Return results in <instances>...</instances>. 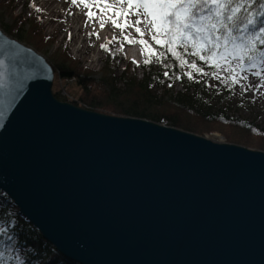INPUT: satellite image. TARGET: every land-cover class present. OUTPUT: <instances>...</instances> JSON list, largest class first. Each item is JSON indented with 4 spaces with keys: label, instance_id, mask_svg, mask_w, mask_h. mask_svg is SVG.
Here are the masks:
<instances>
[{
    "label": "water",
    "instance_id": "water-1",
    "mask_svg": "<svg viewBox=\"0 0 264 264\" xmlns=\"http://www.w3.org/2000/svg\"><path fill=\"white\" fill-rule=\"evenodd\" d=\"M0 191L78 264H264V152L59 101L0 30Z\"/></svg>",
    "mask_w": 264,
    "mask_h": 264
},
{
    "label": "trees",
    "instance_id": "trees-1",
    "mask_svg": "<svg viewBox=\"0 0 264 264\" xmlns=\"http://www.w3.org/2000/svg\"><path fill=\"white\" fill-rule=\"evenodd\" d=\"M27 10L29 16L20 17L15 9L0 4V30L38 54H48L46 60L54 72L53 93L59 101L108 116L145 119L204 138L219 133L225 144L264 152V128L239 117L229 108H215L207 103L208 82L189 80L184 73L202 74L179 67L180 62L170 53L164 57L167 63L175 65L169 76L163 75L166 69L160 63L144 65V55L140 65L126 61L124 48L116 51L118 47L103 50L107 57L104 66L94 72L75 60L67 45L58 46L54 38L45 36L41 32L40 14L30 6ZM148 40L158 51L163 50L155 41ZM138 45L143 50L144 46ZM185 59L190 58L185 56ZM122 63H125L123 68ZM204 71L215 69L204 65ZM173 73L181 78H174ZM57 81L66 82L74 90L64 95V90L57 91ZM178 82L182 83L180 91L168 90ZM156 89L163 94L155 93ZM0 226H7L9 235L14 237L12 241L0 237V241L14 245L25 264H78L67 260L48 243L1 191Z\"/></svg>",
    "mask_w": 264,
    "mask_h": 264
},
{
    "label": "snow or ice",
    "instance_id": "snow-or-ice-1",
    "mask_svg": "<svg viewBox=\"0 0 264 264\" xmlns=\"http://www.w3.org/2000/svg\"><path fill=\"white\" fill-rule=\"evenodd\" d=\"M67 3L82 6L83 15L87 17L86 27L96 16L90 9V5H95L102 14H107L106 19L101 18V28L108 22L122 33L126 29L134 28L135 32L140 34V38L130 39L129 32L124 35V39L130 44L143 45L144 65L154 62L162 64L166 69L163 72L164 76H169V71L175 67L164 59L166 54L170 53L180 62L179 67L192 69L204 77L220 79L218 72L204 71V65L221 71L226 69L224 82L230 80L233 84H239L241 93L264 88V0H67ZM117 5L121 7L116 10L113 17L110 13ZM30 7L37 13L45 11L35 3ZM130 14L137 18L130 21L128 19ZM92 34L89 33L90 36ZM96 35L100 38L99 33ZM145 35L163 50L158 51L154 48L149 40L144 39ZM99 47L107 49L108 46L101 43ZM122 48L121 44L116 51ZM185 56L190 59H185ZM200 61L204 64L201 65ZM249 73L252 77L258 78L260 83L253 84ZM184 75L189 80L195 79L193 72ZM173 76L176 79L181 78L175 73ZM241 81L249 83L244 84ZM8 87L5 58H0V89ZM11 103L9 100L7 107H10ZM7 107L0 101V119L5 115ZM0 237H7V241L14 239L9 235L7 226H0ZM10 262L25 264L24 258L14 245L0 241V264Z\"/></svg>",
    "mask_w": 264,
    "mask_h": 264
},
{
    "label": "rangeland",
    "instance_id": "rangeland-1",
    "mask_svg": "<svg viewBox=\"0 0 264 264\" xmlns=\"http://www.w3.org/2000/svg\"><path fill=\"white\" fill-rule=\"evenodd\" d=\"M57 2L58 1L52 0V2H49V4L47 5H41L39 3V0H0V4H4L10 9H15L17 11L16 13L20 17L29 16V10H27V7H29L32 3H35L38 7L45 9L43 13H39L40 20L42 21L41 32L49 38H54L58 46L67 45L70 55H72L75 60L80 62L84 68H88L89 70H92L94 72H99L102 69L107 57L103 53L104 49L99 47L101 43L106 44L108 46V50L117 48L122 44L124 48L123 53L125 55L126 61L140 65L143 60V50L138 44L129 45V43H127L128 40L124 39V35L129 32L131 33V36L129 37L130 39H139L140 34L136 33L134 28L126 29L125 32L122 33L119 29H116L114 26H112L110 22H108L104 28H101L99 30L100 38H97L96 33H93L91 36L89 35L85 43V50L79 55H77L75 53V45L77 40L72 35H70V32L68 30V24L73 15L79 9H81L82 6L77 7L76 5L66 3L65 6H67V9L57 15V18H55L52 22H48V18L46 16L49 7L57 4ZM101 7L106 6L101 5ZM119 7L121 6L117 5L113 7V11L110 13L113 17H115L116 10ZM90 9L95 13H100L103 18H107V14H102L99 8L95 5H90ZM86 10L88 11L89 9ZM81 16V19H83V22H85L87 17H85L83 13L81 14ZM136 18L137 17L135 15L131 14L128 17L130 21H134ZM94 19L95 18H93V20ZM93 20L89 21L88 25H91ZM118 22H122V20H118ZM5 23H8V21H5ZM149 38L150 37L147 35L144 36V39L148 40ZM109 41H111V43H109ZM130 54L135 55V57H137L138 59V62H134V60L130 59ZM41 55L44 58L48 57V54ZM94 57L96 60H92ZM124 66L125 63H122L121 68H123ZM215 71L219 73L220 79H216L212 76L204 77L203 75H197L193 73L195 76L194 80H206L208 82V93L206 102L215 108H229L239 117L250 122H255L257 125L264 128V88H260L258 90L251 89L245 93H241L239 90V84H233L230 80L227 83L224 82V78L227 75L226 69L223 71H221L220 69H215ZM241 75L244 74L241 73ZM248 75L250 77V81L253 84L260 83L258 78L251 76V73H249ZM241 83L247 84L249 83V81H241ZM181 89L182 83L179 82L174 84L172 88L171 86H169L168 88V90L174 91H180ZM62 90H64L63 94L67 95V93L74 90V87L70 85L67 86L66 82L64 81H57V91ZM155 93L159 95L163 94V92H160V90L158 89L155 90ZM206 138L216 143H225L224 137L219 133H212ZM15 209L16 211H18L17 208Z\"/></svg>",
    "mask_w": 264,
    "mask_h": 264
},
{
    "label": "bare ground",
    "instance_id": "bare-ground-1",
    "mask_svg": "<svg viewBox=\"0 0 264 264\" xmlns=\"http://www.w3.org/2000/svg\"><path fill=\"white\" fill-rule=\"evenodd\" d=\"M58 1L57 4L49 7L47 18L48 22H52L55 18H57V15L62 13L64 10L67 9V6L65 4L67 3V0H53ZM49 2H52V0H39V3L41 5H47ZM83 11H87L86 9H83ZM82 8L79 9L71 18L68 24V30L70 34L77 40L75 45V53L79 55L85 50V43L88 39L89 33H99L101 16L100 13H96L95 19L92 21L91 25L85 26V22H83V19H81L82 14ZM104 19H106L104 17ZM130 59L135 60L138 62L137 57L135 55L130 54ZM92 60H96L95 57Z\"/></svg>",
    "mask_w": 264,
    "mask_h": 264
}]
</instances>
